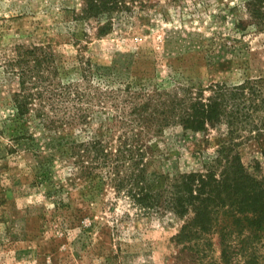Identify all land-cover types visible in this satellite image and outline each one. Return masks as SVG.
Instances as JSON below:
<instances>
[{"label": "rangeland", "instance_id": "374dc122", "mask_svg": "<svg viewBox=\"0 0 264 264\" xmlns=\"http://www.w3.org/2000/svg\"><path fill=\"white\" fill-rule=\"evenodd\" d=\"M123 1L99 20L82 18L83 0H0V264H222L220 233L178 243L193 212L143 210L73 149L100 140L115 152L142 129L126 125L133 111L153 113L161 94L207 98L264 78V0ZM249 136L235 153L261 179L264 133ZM230 138L226 123L153 131L149 181L203 171ZM246 247L264 264V237Z\"/></svg>", "mask_w": 264, "mask_h": 264}, {"label": "trees", "instance_id": "16d2710c", "mask_svg": "<svg viewBox=\"0 0 264 264\" xmlns=\"http://www.w3.org/2000/svg\"><path fill=\"white\" fill-rule=\"evenodd\" d=\"M123 3V0H83L82 18L104 19ZM108 29L110 24L100 31L104 33ZM48 56L52 57L48 54L42 60L36 59V66ZM24 61L28 62L24 59L21 63ZM30 73L31 69L25 68L24 79ZM167 96L163 99L161 94L155 101L153 113L148 109L133 111V118L126 125L142 129L132 131L115 152H108L100 140L75 145L73 152L78 162L84 164L88 158L92 164L96 161L100 166L107 165L110 178L116 180L120 189H126L145 211H170L179 218L193 212L194 217L184 225L178 243L192 245L195 238L217 232L223 246L222 264H234L240 255L246 257L245 264H259L257 256H247L246 245L264 237V176L260 179L248 171L240 155L235 153L238 145L235 140L264 133V78L234 87L215 85L207 98L190 92L183 98ZM27 97L20 93L16 97L23 115ZM172 122L197 132L226 123L231 138L203 171L171 177L165 185L156 187L148 179L145 163L152 151L147 138ZM87 168L84 173L91 169Z\"/></svg>", "mask_w": 264, "mask_h": 264}]
</instances>
